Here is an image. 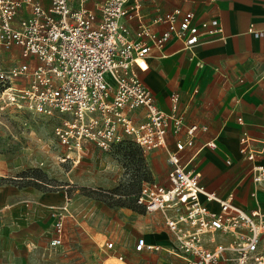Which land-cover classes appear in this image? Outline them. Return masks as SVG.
I'll return each instance as SVG.
<instances>
[{
  "label": "built area",
  "instance_id": "built-area-1",
  "mask_svg": "<svg viewBox=\"0 0 264 264\" xmlns=\"http://www.w3.org/2000/svg\"><path fill=\"white\" fill-rule=\"evenodd\" d=\"M128 1L104 0L98 14L85 6L73 10L68 0H52L49 6L37 0H0V47L17 46L23 58L0 69V110L66 114L56 133L71 151L80 152L87 142L108 151L126 139L144 151H167V180H145L135 200L147 213L159 214L171 238L164 245L140 235L135 252L176 256L183 264H264V209L247 210L201 183L202 173L194 167L200 151L195 150L199 127L184 124L178 112L179 93L171 96V111H164L139 76L148 68L153 48L162 52L175 38L193 51L205 36L222 33L219 20L195 21L194 12L174 10L149 23L140 21L132 34L123 18L140 17L141 4ZM24 6L30 13L20 16ZM155 24L165 29L158 32ZM250 31L264 34L253 27ZM139 108L145 109L141 121L135 115ZM238 120L244 124L242 116ZM171 131L176 135L174 148L168 143ZM205 145L217 143L211 140ZM260 150L244 130L240 153L256 184L264 183V164L256 162ZM52 216L50 244L59 246L66 218L74 217L67 195ZM103 252L120 264H133L112 240L106 241Z\"/></svg>",
  "mask_w": 264,
  "mask_h": 264
},
{
  "label": "crops",
  "instance_id": "crops-1",
  "mask_svg": "<svg viewBox=\"0 0 264 264\" xmlns=\"http://www.w3.org/2000/svg\"><path fill=\"white\" fill-rule=\"evenodd\" d=\"M37 1L49 6L52 0ZM103 1L68 0V3L73 10L85 6L99 14L98 6ZM136 1L141 4L140 17L123 18L132 34L140 21L149 23L156 16L174 10L194 12L195 21L219 20L222 33L215 38L205 36L193 51L184 49L181 41L175 38L165 45L162 52L153 48L147 57L148 68L139 71V76L152 90L157 106L164 111H171V96L179 93L178 112L182 114L184 124L199 127L195 150L200 151L194 167L202 173L201 183L221 196L232 197L235 203L247 210L257 206L264 209V183L263 189H260L253 182L247 169L249 163L243 160L240 153V137L247 130L262 147L256 162L264 164V34L257 35L250 31L251 27L264 31V0H129L128 5ZM29 13L28 6H24L20 16ZM154 29L161 32L165 26L155 24ZM13 49L20 48L15 46ZM141 63L145 65V62ZM135 115L138 121L143 120L145 109L139 108ZM240 116L244 124L239 122ZM167 137L170 148H174L176 135L171 131ZM211 140L217 143L216 147L205 145ZM146 152L167 157L162 171L157 173L158 178L151 177L166 181L170 167L167 151L156 148ZM12 197L25 198L22 201H27V206L32 204L30 216L33 219L42 218L44 206L51 198L38 189L17 191L0 188V219L6 218L11 211ZM48 206L57 205L50 203ZM209 206L218 207L215 203H209ZM148 214L153 218L156 229L141 231L135 237L132 248L125 251L112 238L108 239L104 232L96 231L104 235L99 238L96 232L90 233L84 228L103 254L99 264H120L115 256L107 257L103 252L104 244L110 240L115 242L118 252L124 253L133 264H183V260L176 256L135 252L134 244L140 235H144L149 242L166 245L170 241L171 235L163 219L157 213ZM156 216L159 220L155 219L158 218ZM52 227L53 222L50 240Z\"/></svg>",
  "mask_w": 264,
  "mask_h": 264
},
{
  "label": "rangeland",
  "instance_id": "rangeland-1",
  "mask_svg": "<svg viewBox=\"0 0 264 264\" xmlns=\"http://www.w3.org/2000/svg\"><path fill=\"white\" fill-rule=\"evenodd\" d=\"M22 60L20 49L0 47V69ZM65 117L0 110V188L38 189L51 197L48 204L57 205H45L42 218L33 219L32 204L12 197L11 211L0 219V264H99L103 254L84 228L104 232L123 251L132 248L141 231L156 229L135 195L146 179L158 178L167 157L146 152L129 139L108 151L91 142L80 152L71 151L56 133ZM66 195L75 218H66L64 244L52 246V214Z\"/></svg>",
  "mask_w": 264,
  "mask_h": 264
},
{
  "label": "trees",
  "instance_id": "trees-1",
  "mask_svg": "<svg viewBox=\"0 0 264 264\" xmlns=\"http://www.w3.org/2000/svg\"><path fill=\"white\" fill-rule=\"evenodd\" d=\"M124 143V142H123ZM123 143H121V144H123ZM121 144H119V145H117L116 147H118V146H120ZM141 148V147H140ZM149 179H151V177H149L148 179H146V180H149ZM137 195V194H136ZM135 195V196H136Z\"/></svg>",
  "mask_w": 264,
  "mask_h": 264
},
{
  "label": "bare ground",
  "instance_id": "bare-ground-1",
  "mask_svg": "<svg viewBox=\"0 0 264 264\" xmlns=\"http://www.w3.org/2000/svg\"><path fill=\"white\" fill-rule=\"evenodd\" d=\"M142 62V61H141Z\"/></svg>",
  "mask_w": 264,
  "mask_h": 264
}]
</instances>
